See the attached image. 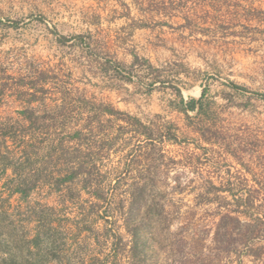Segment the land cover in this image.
<instances>
[{
  "label": "rangeland",
  "instance_id": "obj_1",
  "mask_svg": "<svg viewBox=\"0 0 264 264\" xmlns=\"http://www.w3.org/2000/svg\"><path fill=\"white\" fill-rule=\"evenodd\" d=\"M28 127L48 264H264V0H0V174Z\"/></svg>",
  "mask_w": 264,
  "mask_h": 264
},
{
  "label": "trees",
  "instance_id": "obj_2",
  "mask_svg": "<svg viewBox=\"0 0 264 264\" xmlns=\"http://www.w3.org/2000/svg\"><path fill=\"white\" fill-rule=\"evenodd\" d=\"M234 87L241 88L236 84ZM204 93L205 89L200 99L192 98L185 101L179 91L178 95L183 103L181 109L184 112L196 110L202 105ZM27 129V132L20 136L8 134V138H23V140L20 143L10 140L12 145L7 144L9 150L5 156L4 172L0 174V180L6 177L3 188L7 193L4 196V192L0 191V264H48L56 257L57 248L52 240L57 230L56 223L51 218L43 216L42 204H32L28 198L41 184L50 182V179L55 178L56 182L74 181L82 175L79 172L55 175L52 174L54 172L45 173L40 168L33 167L39 158V150L42 146L32 138H40L42 132L36 127ZM8 170L10 173L7 172ZM14 195H19V199L26 201L27 204L24 206L20 200L17 205L13 204L11 199ZM124 227L130 237H135L139 233V226L132 220H125ZM116 235L120 239L124 237L122 234ZM133 243L129 245L123 241L120 254L122 258L131 260L132 264H137L140 261L139 258L135 261L134 249L137 243L135 242L134 245Z\"/></svg>",
  "mask_w": 264,
  "mask_h": 264
}]
</instances>
